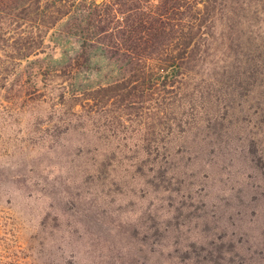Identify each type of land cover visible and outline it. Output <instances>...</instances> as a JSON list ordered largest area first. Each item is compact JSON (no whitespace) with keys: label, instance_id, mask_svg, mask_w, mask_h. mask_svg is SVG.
Listing matches in <instances>:
<instances>
[{"label":"rangeland","instance_id":"obj_1","mask_svg":"<svg viewBox=\"0 0 264 264\" xmlns=\"http://www.w3.org/2000/svg\"><path fill=\"white\" fill-rule=\"evenodd\" d=\"M210 3L194 71L132 106L57 105L61 81L22 102L77 50L57 28L17 68L0 90V264H264V0ZM91 69L85 89L119 75Z\"/></svg>","mask_w":264,"mask_h":264},{"label":"trees","instance_id":"obj_2","mask_svg":"<svg viewBox=\"0 0 264 264\" xmlns=\"http://www.w3.org/2000/svg\"><path fill=\"white\" fill-rule=\"evenodd\" d=\"M216 13L210 0H0V90L22 62L44 53L48 33L57 28L77 50L64 52L58 68L29 78L22 102H34L44 89L38 84L61 81L57 105L132 106L194 71ZM98 59L112 62L119 75L85 89L78 83Z\"/></svg>","mask_w":264,"mask_h":264}]
</instances>
